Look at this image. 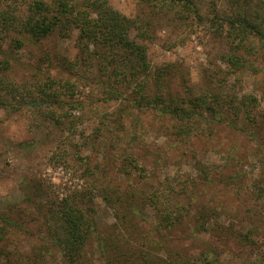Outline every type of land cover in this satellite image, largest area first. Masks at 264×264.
<instances>
[{
	"label": "rangeland",
	"instance_id": "1",
	"mask_svg": "<svg viewBox=\"0 0 264 264\" xmlns=\"http://www.w3.org/2000/svg\"><path fill=\"white\" fill-rule=\"evenodd\" d=\"M8 1L16 18L5 26L0 19V216L20 226L0 238V264H60L44 219L72 196L95 229L79 264H145L134 249L181 264H205L204 252L216 264H264V41L233 50L222 20L235 1L261 8L264 0H190L201 19L179 6L157 10L156 0H104L143 24L152 20L147 35L129 33L145 46L150 72L138 73L140 101L138 84L113 67L118 55L103 43L80 35L76 24L31 40L21 21L33 0ZM71 1L83 9L82 0ZM87 14L73 21L97 17ZM155 95L215 106L216 95L223 115L212 119L202 109L196 112L206 118L186 121ZM27 199L19 213L14 203ZM114 228L125 240L116 241L124 245L117 253L102 246Z\"/></svg>",
	"mask_w": 264,
	"mask_h": 264
},
{
	"label": "trees",
	"instance_id": "2",
	"mask_svg": "<svg viewBox=\"0 0 264 264\" xmlns=\"http://www.w3.org/2000/svg\"><path fill=\"white\" fill-rule=\"evenodd\" d=\"M15 1L16 0H12V2ZM3 2L4 6H2ZM208 2L210 5L212 4V6L215 3L214 0H209ZM235 3L236 6L222 18V20H224L225 24L228 26L226 35L230 40L233 50H238L243 45L244 41L248 42L249 39L255 37L259 38L261 41H264V5L260 8V6L251 7L249 6V3H240V1H235ZM81 4L83 6V9L76 8V6L79 4L77 2H72L71 0H56L54 4H47L41 0H33L28 5V10H30L31 13L26 17L24 22L21 21L22 32L26 34L27 38L37 41L47 37L56 30H58L59 32L61 30L63 32H66L71 27L75 26V24L78 25L77 27L80 28V35L90 38L89 40L91 41L103 43L104 47H102L105 50L107 48L110 52L118 55V58L110 59L109 62L115 63L113 67L121 65L123 66L124 70H129V73L131 74L130 77H132V82L134 84H138V96H135L134 100H142L146 97V94L142 93L145 84H139L141 80H139L138 78V73H142V75H146V77L150 74V72L146 74L148 71L146 50L143 44L137 43L136 41L130 39L129 33L135 28L136 30L138 29V32H140L141 35H145L147 33V30L152 26V20L147 19L143 24L136 18L133 19L132 17L126 16L109 7L104 0H82ZM242 4L244 5L243 7ZM154 6L157 8V10L164 7L165 9H169L170 11L173 8L176 9L179 6L180 8L182 7L185 10L191 11L196 16H198L199 19H201L200 14H198L197 10H195V6L190 0H156ZM9 8L10 2L8 0H0V19L4 22V26L10 24L16 18L15 13L12 14L11 9ZM89 9L95 11V14L97 15L96 18L91 19V22L87 20L86 17L80 19L79 22L73 21L75 16H88L87 13ZM69 17L72 18V20H68ZM211 25L218 30V27L214 25V22H211ZM92 26L99 33L101 38L96 37L98 34L92 31ZM5 28H7V26ZM22 41L23 40L21 38H18V36L14 37L15 46H20L22 44ZM103 54H105V52H102V55ZM233 56L235 57V55ZM227 60H230L231 63L236 61H233V59L231 58H228ZM4 62L7 61L4 60ZM62 64H65V61L62 62ZM8 66V64H5L4 68H8ZM163 97L165 96H151V98H154L155 101L157 100V103H159L160 106H162V104H165V106L169 108L171 112H176V115L182 114L187 116L185 117L186 121H188L187 119L191 120L197 116L202 117L203 113L196 112L197 110L202 111V109H208L210 112L207 113L212 119L219 120L223 115V111L221 110V108H218V110L216 109V107L218 106L216 95H214L213 98L216 106L209 104V102L205 100L203 101L197 99L198 97L188 100L180 97L179 100L176 99L173 102L172 100L176 97H172L169 95H167V98ZM179 102L181 103V105H179ZM185 102L190 103V106H183V103ZM229 104V109H232L233 112H237L235 111V105H233L232 103ZM225 120L230 122V124H233L230 119ZM125 200L127 203L131 202V199L126 198ZM27 201L29 200H23V202H26V204L21 207L18 206L20 202L14 203V207L16 208V210H19V213H22L24 211V208L27 207ZM11 209H13V206H10L8 211ZM54 213L57 214V220L56 218L55 220L58 222L59 230H56V227L54 228L53 225V222L55 221L53 219ZM46 214H48V216H46V218L44 219L46 225V242L51 243V245L55 246V248L59 250L61 255V262L59 263L79 264V259L83 253L82 248L86 243L87 237L91 232L95 231V229L93 228V221L91 217H89L80 206V198L75 199V197L73 196L68 198L66 197L62 200L61 204L58 205L57 210L52 211L48 209ZM0 222L3 224V226L0 227V238L5 235L7 229L6 227L13 228L19 225L16 221L7 219L6 216H0ZM42 225H44L43 222ZM114 229L115 234L112 235L113 238H110L112 240L109 242L107 240L108 237H104L102 246L104 249L109 251L117 249L115 250L117 253V251H120L122 247H124V245L119 246L116 241H118L119 243H124L125 240L120 238L121 236L118 237V231L116 230V228ZM240 235L242 239L245 238V235ZM107 243L112 244L113 247L109 246ZM43 250L44 249H39L40 252H42ZM134 250L138 252L139 256L141 255V253L144 254L143 257L146 259L145 264H181V262L174 259L173 255V257L165 260L163 257L152 258L149 254L141 250ZM209 256L210 253L204 252L205 264L218 263L217 261H214V257L212 256L210 257V259H208ZM122 258L124 261L129 262V257L124 255L122 256ZM104 262L105 264H119L117 259L115 260L114 258L110 260H104ZM87 264L94 263L88 261Z\"/></svg>",
	"mask_w": 264,
	"mask_h": 264
}]
</instances>
